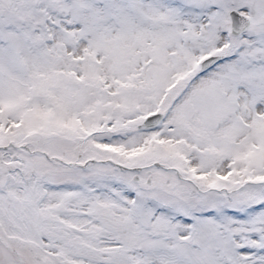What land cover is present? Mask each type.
<instances>
[{
	"label": "snow or ice",
	"instance_id": "snow-or-ice-1",
	"mask_svg": "<svg viewBox=\"0 0 264 264\" xmlns=\"http://www.w3.org/2000/svg\"><path fill=\"white\" fill-rule=\"evenodd\" d=\"M0 264H264V0H0Z\"/></svg>",
	"mask_w": 264,
	"mask_h": 264
}]
</instances>
